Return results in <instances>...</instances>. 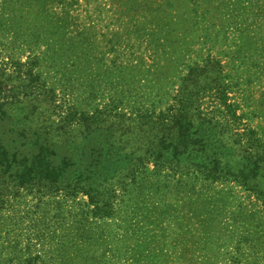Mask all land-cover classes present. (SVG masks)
<instances>
[{"label":"rangeland","instance_id":"374dc122","mask_svg":"<svg viewBox=\"0 0 264 264\" xmlns=\"http://www.w3.org/2000/svg\"><path fill=\"white\" fill-rule=\"evenodd\" d=\"M0 264H264V0H0Z\"/></svg>","mask_w":264,"mask_h":264}]
</instances>
